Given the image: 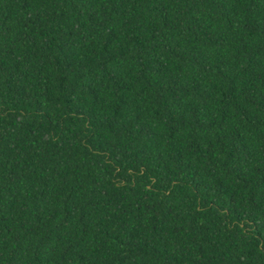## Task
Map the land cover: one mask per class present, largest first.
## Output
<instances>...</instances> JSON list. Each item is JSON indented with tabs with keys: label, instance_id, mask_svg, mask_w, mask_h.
I'll return each instance as SVG.
<instances>
[{
	"label": "trees",
	"instance_id": "16d2710c",
	"mask_svg": "<svg viewBox=\"0 0 264 264\" xmlns=\"http://www.w3.org/2000/svg\"><path fill=\"white\" fill-rule=\"evenodd\" d=\"M0 264H264V0H0Z\"/></svg>",
	"mask_w": 264,
	"mask_h": 264
}]
</instances>
